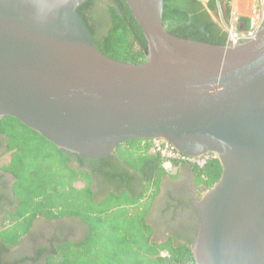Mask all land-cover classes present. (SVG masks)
I'll return each mask as SVG.
<instances>
[{
  "label": "water",
  "instance_id": "1",
  "mask_svg": "<svg viewBox=\"0 0 264 264\" xmlns=\"http://www.w3.org/2000/svg\"><path fill=\"white\" fill-rule=\"evenodd\" d=\"M87 1L0 0V121L90 159L135 140L216 155L221 178L194 204L195 264H264V26L217 46L168 33L165 0H125L148 54L122 63L94 43Z\"/></svg>",
  "mask_w": 264,
  "mask_h": 264
},
{
  "label": "trees",
  "instance_id": "2",
  "mask_svg": "<svg viewBox=\"0 0 264 264\" xmlns=\"http://www.w3.org/2000/svg\"><path fill=\"white\" fill-rule=\"evenodd\" d=\"M98 1L106 2L104 10L97 8L96 3ZM91 5L98 10L97 13L102 19L95 21L90 14L88 15ZM218 5H225L230 10V0H210L207 5H204L200 0H165L164 26L168 33L178 38L217 46H227V34L214 21L210 13L217 11ZM77 12L82 17L94 43L103 55L122 63L141 64L145 62L148 54V43L125 0H88L77 9ZM243 22L247 24L248 20ZM0 131L8 134V152L10 153V164L8 166L18 179L15 191L20 200L17 214L20 219L19 224L14 225L16 229L23 227L21 231H23L22 234L25 233L29 226L27 224L28 221L30 223L38 215H43L50 219L76 215L88 218L87 215L94 212L92 182H90L91 175L88 172L76 171L71 164L76 162L83 168L89 166L92 167L90 170L95 172L109 165L113 156L108 159H90L59 150L38 133L30 130L12 117H6L0 121ZM31 137L40 142L39 148L46 152V157H39L36 172L39 171V167L42 169L43 161H49L50 163L51 161H57L62 163V168L72 175L73 182H63L62 180H65L68 176L67 173L59 176V171L54 169L55 172H53L50 164L49 167L45 168L46 175L31 173L29 164H27L28 168L24 166L25 163L23 164V162L27 159L28 147L26 144H22V141H30V139L32 140ZM149 147V144L143 145V141L135 140L119 146L116 151V153L121 154L128 167L140 173L148 182L155 178L159 180L166 175V170L163 168L164 161L161 157L150 154ZM13 164H16L19 170H13ZM173 166L178 167L179 164L174 162ZM194 170L199 174L200 182L204 183L207 190L212 188L222 175V167L219 161L209 164L204 170ZM21 176L22 180L20 182ZM87 178L89 179L88 183L84 182L85 184L82 186H76V181H82ZM23 180L26 182H23ZM52 180L54 181L52 182ZM26 197L28 200L30 199V203L29 201L26 202ZM114 199L116 198L113 194L106 200L105 207L98 213H106L114 205L116 207L121 205L119 204L122 203L121 201H118V199L114 201ZM110 206L113 207L109 208ZM28 213H30V216L27 217L26 214ZM136 227L141 228L139 226ZM101 228V225H94L93 232ZM138 228L128 231L123 230L126 235L125 238L121 237L122 234H119L117 227L113 228L112 231L116 230L114 233L118 238L113 240L112 234L110 237L104 238L103 242L108 241L109 244L104 247L105 252H95L97 260H93L94 258H90L91 256L87 255L84 263L81 262L80 258L76 261L66 259L63 263L76 264L79 261V264H106L108 260H111L113 264H145V254L148 253L155 257L147 259V264H195L192 251L186 245L178 248L169 246L167 247L168 255L161 257L160 251L153 250L147 243L146 245L141 243L140 248L143 251V255L135 253L132 244L138 246L140 242L136 235ZM141 229L147 231L144 227ZM8 237L11 245H14L20 234H18V231H14V234H10ZM114 243H116V246H122L123 243H127L130 244L131 248L128 251L124 248V250L113 252L111 249L115 246ZM163 248L165 249L166 247H161L160 249ZM106 251L109 253L106 254ZM125 253H129L130 257L127 259L120 258V254L123 255Z\"/></svg>",
  "mask_w": 264,
  "mask_h": 264
},
{
  "label": "flooded vegetation",
  "instance_id": "3",
  "mask_svg": "<svg viewBox=\"0 0 264 264\" xmlns=\"http://www.w3.org/2000/svg\"><path fill=\"white\" fill-rule=\"evenodd\" d=\"M102 4V1L96 3L99 10H104ZM89 8L88 15L90 14L95 21L102 19L93 5ZM8 140V134L0 131V264H48L63 248L67 249L69 245L81 242L89 233V224L70 216L48 219L46 216L38 215L32 220L25 235L16 245H11L8 236L14 234L10 229L13 224L9 225L10 227L4 225L6 218L16 213L19 198L15 191L18 179L8 170L10 163ZM111 156L113 157L110 164L100 168L99 171L94 172L89 166L80 167L76 162L71 166L78 172L90 173L95 200L100 201L111 194L124 199L141 197L146 191L148 181L140 173L128 167L116 152ZM189 168L194 171L196 177H199L194 168ZM188 179L190 177L183 179L180 176L177 180H172L169 176L164 177L161 182L166 183L165 189L155 198L151 212L146 218L158 234L172 236L175 248L186 245L191 249L200 231V218L194 208L195 202L200 197L197 198L192 185L187 183L176 186L171 193L169 189L171 184L167 183L180 180L189 182Z\"/></svg>",
  "mask_w": 264,
  "mask_h": 264
},
{
  "label": "crops",
  "instance_id": "4",
  "mask_svg": "<svg viewBox=\"0 0 264 264\" xmlns=\"http://www.w3.org/2000/svg\"><path fill=\"white\" fill-rule=\"evenodd\" d=\"M204 5H207L210 0H200ZM256 3V0H230V10L227 9L225 5H218L217 11L214 13L210 12L217 18V22L219 21H226L229 18V15L231 12H236L240 18V29L245 28V22L244 20H248V17L252 13L254 4ZM117 155H120L119 153H116ZM122 157V156H121ZM163 168L166 170V176H169L172 178V180H177L180 176L184 178L190 177L189 182H183V180H180L179 182H167L171 184V187L169 188L171 193L174 192V188L176 186H181L187 183L192 185L193 191L196 194L197 198L200 197V199L204 196L206 193L207 189L205 188V185L203 182H200L199 177L195 176V173L193 170H191L187 166H178L173 169V172H168V170L164 167ZM163 176L158 180V179H153L150 182H147V188L145 193L139 197V198H133V199H124L122 197L117 196L114 194L115 198L118 199V201H121L122 203H119L118 207L114 205L110 206L111 208L108 212L106 213H98L101 209H103L106 205V200H108L111 195H108L105 198H102L100 201L94 199V193H93V207H94V212L91 214H88V218L86 216H70V217H75L78 219H82L89 225V233L84 236V239L81 240V242H77L76 244H71L68 246L67 249H62L61 251L58 252V254L53 257V264H65L63 263L66 259L69 261H76L78 258L81 259V262L84 263L87 255L90 258H94L93 260H97V255L95 252L96 251H103L105 252V248L101 243H103L104 238H107L110 235L114 238L113 240H117L118 237L115 236L113 228L117 227L119 231V234H122V238H125V234L123 230H130L133 228H138L136 226H139L141 228L144 227L147 231H144L141 228H138L139 230L136 231V235L139 238V244L138 246L132 244L133 251L139 255H143V251L140 248V244L143 243L146 245L149 244L153 250H158L161 252V257H165L168 255V248L169 246H173V238L169 234H165V236H162V234H158L156 231H154V227L150 225V223L146 220L148 215L151 212L152 206L154 205V200L155 198L162 192V190L165 189L166 183L161 182V180L164 178ZM192 178V179H191ZM85 184L84 181L77 182V185H83ZM93 184V182H92ZM114 199V201H116ZM130 199V200H129ZM199 199V200H200ZM19 200V199H18ZM118 205V204H117ZM20 206V200L18 201V207L17 211L15 214H12L10 218H6L5 221V226H9L13 224L12 229L13 233L14 231H18V234H20V237L18 240L25 235V233L22 234L23 227H19V229H16L14 227L15 225L19 224V219L20 217L17 215L18 214V208ZM107 208V209H109ZM123 211V212H121ZM122 213V214H120ZM26 216H30V213L26 214ZM40 216V215H39ZM37 217V216H36ZM35 217V218H36ZM34 219V218H33ZM50 219V218H48ZM57 219V218H55ZM118 219V220H117ZM32 222V220H31ZM31 222L29 223V226L31 225ZM9 223V224H8ZM94 225H101V229H98V231H94ZM126 226V228H125ZM10 227V226H9ZM147 227V228H146ZM108 229H110L108 231ZM22 234V235H21ZM108 234V235H107ZM120 236V235H119ZM128 237V236H127ZM17 240V241H18ZM129 240V237H128ZM17 243V242H16ZM16 243L14 245H16ZM115 246L111 249L113 252L119 251V250H130V244L123 243L122 246H116V243H114ZM127 244V245H126ZM161 247H166L165 249H160ZM175 248V247H174ZM139 252V253H138ZM109 252L106 251V254ZM120 258L127 259L130 257L129 253L125 254H120ZM155 256H152L148 253L145 254L146 258V263L147 264V259H152ZM140 260V259H138Z\"/></svg>",
  "mask_w": 264,
  "mask_h": 264
},
{
  "label": "built area",
  "instance_id": "5",
  "mask_svg": "<svg viewBox=\"0 0 264 264\" xmlns=\"http://www.w3.org/2000/svg\"><path fill=\"white\" fill-rule=\"evenodd\" d=\"M241 18L236 12H231L226 21H219L227 34L228 44L235 46L242 42L253 41L257 38L259 31L264 26V0H256L252 13L248 17L245 28L240 29ZM150 145L149 153L162 158L164 167L174 169V162L179 165H186L198 170H204L209 164L218 162L214 154H207L202 157H190L178 152L169 142L164 140L143 141V145ZM194 264V263H184Z\"/></svg>",
  "mask_w": 264,
  "mask_h": 264
},
{
  "label": "rangeland",
  "instance_id": "6",
  "mask_svg": "<svg viewBox=\"0 0 264 264\" xmlns=\"http://www.w3.org/2000/svg\"><path fill=\"white\" fill-rule=\"evenodd\" d=\"M103 8H106V2H104L103 1ZM211 16H212V18L214 19V21L215 22H217L218 20H217V18H216V16H214L213 14H211ZM218 23V22H217ZM219 24V23H218ZM222 28V27H221ZM32 138V140L30 139V141L29 140H27L26 142L25 141H22V144H26V146L28 147V151H27V159L26 160H24V162H23V164H24V166H27V164H29V168H30V171H31V173H40V174H43V175H46L47 174V172H46V170H45V168H47V167H49V164H50V166H51V169H52V171L53 172H55L54 171V169L55 170H58L59 171V176H63L64 174H66L67 173V177L65 178V180H62L63 182H73V180H72V175H70L69 174V172H67L66 170H64L63 168H62V163H59V162H53V161H51V163L49 162V161H43V164H42V169L39 167L38 169H39V171L38 172H36V167L38 166V162H39V157L40 158H43V157H46V152L45 151H43L41 148H39V146L41 145V143L40 142H38L35 138H33V137H31ZM48 150H50V148H48ZM48 153H49V151H48ZM29 158H31V160H29ZM37 159V160H36ZM9 162V161H8ZM10 164V163H9ZM32 165V166H31ZM31 166V167H30ZM27 168H28V166H27ZM12 169L13 170H19V167H17V165L16 164H13L12 165ZM8 170L10 171V172H12L11 171V168H9V166H8ZM168 172H173V169H168ZM14 173V172H13ZM28 173H29V171H28ZM21 179H20V182H21V180H22V176L20 177ZM69 178V179H68ZM88 179V178H87ZM87 179H85V180H82V181H84V182H87L88 183V180ZM54 180H52V182H53ZM58 182H60L59 180H57ZM23 182H26V181H24L23 180ZM25 200H26V202H28L29 201V203H30V199L28 200V198L26 197L25 198ZM26 211V210H25ZM9 224V223H8ZM13 228V227H12ZM125 228H126V226H125ZM107 244H109V242L108 241H106V242H103V243H101V245H103L104 247L107 245ZM48 264H53V259L52 260H50V262L48 263ZM76 264H79V261H77V263ZM106 264H113L112 263V261L111 260H108L107 261V263Z\"/></svg>",
  "mask_w": 264,
  "mask_h": 264
}]
</instances>
